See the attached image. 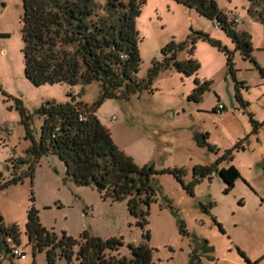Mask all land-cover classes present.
Segmentation results:
<instances>
[{
  "label": "rangeland",
  "instance_id": "rangeland-1",
  "mask_svg": "<svg viewBox=\"0 0 264 264\" xmlns=\"http://www.w3.org/2000/svg\"><path fill=\"white\" fill-rule=\"evenodd\" d=\"M214 1L234 20V29L249 34L252 59L234 49L215 20L174 0H144L134 18L140 56L136 76H145L170 39L188 42L194 38L192 57L199 67L189 76L173 67L163 69L153 78L151 92L143 91L128 100L105 99L96 111L113 142L137 165L182 167L183 182L191 178L193 165L213 164L225 148L241 139L242 148L233 151L232 159L217 164L218 168L232 164L239 171L228 191L216 173L195 183L191 195L170 173L153 175L158 189L147 215L152 264H248L237 248L248 260L261 257L256 264H264V77L256 68L257 64L264 69V25L249 10L248 0ZM21 13V0H0V181L10 174V159L25 156L31 143L20 122L18 104L29 114L28 128L37 140L42 118L35 110L43 101L91 103L100 89L97 82L32 84L23 73ZM198 31L231 51L233 75L225 53L198 37ZM187 55L183 49L177 57ZM195 78L209 82L197 101L187 98ZM237 81L242 82L236 87L245 106L235 97ZM249 113L257 122L254 130ZM121 122L124 127L117 126ZM204 134L215 150L197 142ZM165 200L172 208L159 206ZM31 203L40 223L57 237L62 231L77 237L82 230L101 238L119 237L122 244L115 253L120 256H129L128 243L143 241L142 230L127 212L124 199H102L93 185L75 184L58 156L48 152L39 156L31 180L24 177L22 182L0 189L2 222L15 223L19 231L18 243L8 239L7 244L25 255L20 259L0 251V264H47L45 250L32 254L26 242L24 222ZM178 220L184 225V235L179 233ZM191 251L196 262L190 260ZM72 262L81 264L74 255ZM54 264H64V259L57 255Z\"/></svg>",
  "mask_w": 264,
  "mask_h": 264
},
{
  "label": "trees",
  "instance_id": "trees-1",
  "mask_svg": "<svg viewBox=\"0 0 264 264\" xmlns=\"http://www.w3.org/2000/svg\"><path fill=\"white\" fill-rule=\"evenodd\" d=\"M174 1L215 20V25L230 37L234 49L243 57L252 59L249 34L234 29V20L228 18L214 0ZM248 2L249 10L264 25V0ZM143 3L144 0H103L102 3L97 0H21L19 30L24 76L34 85L65 83L72 86L97 82L100 89L91 103L73 99L43 101L35 110L42 118L37 140L32 138L28 128L29 114L18 104L20 122L24 124L25 137L31 138V143L25 150V156L10 159L11 171L8 177L1 179L0 189L22 182L24 177L31 180L39 156L54 153L63 162L66 176L75 184L93 185L102 199H124L127 212L142 230L143 239L140 243H128L129 256H120L115 253L122 244L119 237L101 238L87 230H82L77 237L62 231L57 237L40 223L37 210L31 203L24 222L26 242L32 254L45 250L47 264H54L57 255L64 259V264H73V255L81 264H152L147 215L158 189L153 175L170 173L190 195L195 183L205 177L210 178L212 173L222 179L224 191L230 190L240 176L234 165L218 168L217 164L232 159L233 151L242 148L241 139L225 148L213 164L193 165L191 178L183 182L185 170L182 167L155 168L152 163L137 165L130 155L118 148L109 130L99 122L96 111L103 100H128L143 91L151 92L153 78L163 69L173 67L189 76L195 74L199 67L192 57L194 38L188 42L170 39L160 48L161 58L150 64L145 76H136L140 56L134 18L140 13ZM197 36L209 40L225 53L226 65L233 75L231 51L220 45L218 40L210 39L206 33L198 31ZM183 49L188 55L179 59L177 54ZM256 68L264 77V69L257 64ZM237 84L242 82L237 81L234 85L235 97L245 106L246 102L237 93ZM208 88V81L195 78L187 98L197 101ZM248 116L254 130L257 122L251 113ZM205 137L206 134L202 135L197 142L207 144ZM207 147L215 150L212 145L207 144ZM159 206L172 208L167 200ZM178 230L182 235L186 234L180 220ZM18 235L17 225L3 224L0 216V251L11 253L7 240L18 243ZM208 247L213 251L211 246ZM237 250L248 264H256L261 259L250 261L240 249ZM190 260L197 261L192 251Z\"/></svg>",
  "mask_w": 264,
  "mask_h": 264
},
{
  "label": "built area",
  "instance_id": "built-area-1",
  "mask_svg": "<svg viewBox=\"0 0 264 264\" xmlns=\"http://www.w3.org/2000/svg\"><path fill=\"white\" fill-rule=\"evenodd\" d=\"M235 21H236V19H235ZM112 119H113V117H112ZM11 254L16 256V257H18V258H20V259H24L25 258L24 253L22 251L18 250L17 248H15V247L11 248Z\"/></svg>",
  "mask_w": 264,
  "mask_h": 264
},
{
  "label": "crops",
  "instance_id": "crops-1",
  "mask_svg": "<svg viewBox=\"0 0 264 264\" xmlns=\"http://www.w3.org/2000/svg\"><path fill=\"white\" fill-rule=\"evenodd\" d=\"M81 101H82V100H81ZM118 125H119V126L121 125V127H124V126H125V123H124V122H121V123H119V124L117 123V126H118ZM124 129H125V128H124ZM142 136H143V135H142Z\"/></svg>",
  "mask_w": 264,
  "mask_h": 264
}]
</instances>
